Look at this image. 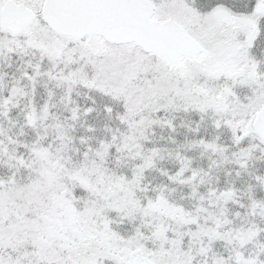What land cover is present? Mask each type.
<instances>
[{"label":"snow or ice","instance_id":"6c2138e0","mask_svg":"<svg viewBox=\"0 0 264 264\" xmlns=\"http://www.w3.org/2000/svg\"><path fill=\"white\" fill-rule=\"evenodd\" d=\"M0 264H264V0H0Z\"/></svg>","mask_w":264,"mask_h":264}]
</instances>
